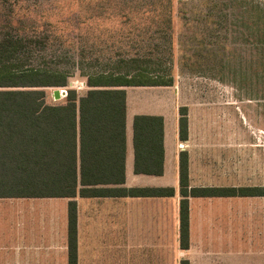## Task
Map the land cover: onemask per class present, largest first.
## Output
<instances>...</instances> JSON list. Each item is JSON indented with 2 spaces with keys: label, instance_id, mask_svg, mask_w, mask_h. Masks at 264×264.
<instances>
[{
  "label": "crops",
  "instance_id": "crops-1",
  "mask_svg": "<svg viewBox=\"0 0 264 264\" xmlns=\"http://www.w3.org/2000/svg\"><path fill=\"white\" fill-rule=\"evenodd\" d=\"M199 78L189 98L177 82L125 87V181L110 186L173 188L174 194H77V264H264V194H190L189 246H181V152L188 153L189 189L264 188V124L246 115L239 116L242 123L232 119L230 83L218 80L221 93L210 92L213 80ZM183 106L187 139L179 132ZM139 114L163 118L161 174L135 172ZM158 155L154 144L149 157ZM70 200L0 197V264H69Z\"/></svg>",
  "mask_w": 264,
  "mask_h": 264
},
{
  "label": "rangeland",
  "instance_id": "rangeland-1",
  "mask_svg": "<svg viewBox=\"0 0 264 264\" xmlns=\"http://www.w3.org/2000/svg\"><path fill=\"white\" fill-rule=\"evenodd\" d=\"M10 38L22 44L9 57L0 44V67L67 76L45 87L48 103L84 95L90 79L140 73L189 98L209 77L210 92L230 83L232 119L264 124V0H0V42Z\"/></svg>",
  "mask_w": 264,
  "mask_h": 264
},
{
  "label": "trees",
  "instance_id": "trees-1",
  "mask_svg": "<svg viewBox=\"0 0 264 264\" xmlns=\"http://www.w3.org/2000/svg\"><path fill=\"white\" fill-rule=\"evenodd\" d=\"M11 56L18 38L0 42ZM141 73L112 79H90L91 88L79 96L70 89L66 102L51 104L45 87L66 86L67 76L37 70L0 67V197H69V264H77V194L81 196L172 195L173 188L112 187L125 181L127 86L168 85ZM170 85V84H169ZM179 132L188 137V108L180 107ZM134 168L137 173L163 171L161 116L135 115ZM94 146L90 147V146ZM156 144L158 157L149 156ZM94 157V158H92ZM108 185V186H105ZM180 239L189 246V200L194 195H257L261 187L189 189L188 153H180ZM181 264H189L183 260Z\"/></svg>",
  "mask_w": 264,
  "mask_h": 264
},
{
  "label": "water",
  "instance_id": "water-1",
  "mask_svg": "<svg viewBox=\"0 0 264 264\" xmlns=\"http://www.w3.org/2000/svg\"><path fill=\"white\" fill-rule=\"evenodd\" d=\"M53 95H54L55 99H59L61 97L60 89L58 87L56 89H54Z\"/></svg>",
  "mask_w": 264,
  "mask_h": 264
}]
</instances>
